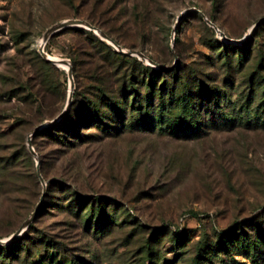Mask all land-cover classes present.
<instances>
[{
  "label": "rangeland",
  "instance_id": "obj_1",
  "mask_svg": "<svg viewBox=\"0 0 264 264\" xmlns=\"http://www.w3.org/2000/svg\"><path fill=\"white\" fill-rule=\"evenodd\" d=\"M68 19L165 68L68 27L43 50L70 63V80L39 52ZM131 75L140 112L120 93ZM182 84L197 129L176 135L156 109L180 113L168 103ZM70 91L90 136L45 126L34 156L29 135ZM0 240V264H264V0H0Z\"/></svg>",
  "mask_w": 264,
  "mask_h": 264
},
{
  "label": "trees",
  "instance_id": "obj_2",
  "mask_svg": "<svg viewBox=\"0 0 264 264\" xmlns=\"http://www.w3.org/2000/svg\"><path fill=\"white\" fill-rule=\"evenodd\" d=\"M79 30H84V28H80ZM86 32H89L92 34V31L89 30H85ZM107 34V33H106ZM108 35V34H107ZM109 36V35H108ZM104 46H106L110 51L113 52V54L117 55V56H121L124 57V54H121L115 50H113L109 45L105 44L103 41L99 40ZM76 67V63H72V69L74 72V68ZM147 71H154L152 67L150 66H146L145 68ZM158 73L162 72L161 70H157ZM130 89V95L132 96L131 99V111L132 112H140L141 111V102L139 100V92L137 87L135 86L134 83V78L131 75L129 77V79L125 80L124 83L121 86V91L120 93L122 94V97H124L125 101H127V96L125 94V91L127 89ZM150 89V87H149ZM181 90V94L178 95V97L176 98L175 95L173 96V92L172 89L169 90V98H170V102L168 104H170V106L172 105L171 103H174L175 105L178 104L181 106V110L180 113L175 114L172 113L168 110L167 112V106L165 103H161L160 106L156 109L157 111V115L156 117L159 119V123L160 125L162 124L164 128H166L171 134H182L185 132H190V131H194L197 129L196 127V123L194 121L195 116H194V102L192 99V95H191V90L189 89V86L187 84L183 85L180 88ZM197 92L200 94V96H206L207 95V90L205 88V86L200 82V84L198 85V90ZM151 90H148V93L145 96V106L143 109L149 110V107L152 103L151 101ZM111 108L115 109V114L117 116L121 115V113H125V108H122L123 110H121L120 108L115 107L116 103L114 101L109 103ZM92 107V113L90 110V113L93 115V117L91 118L93 123L97 124V127H101V124L106 125L103 120V114H101L100 109L96 106L95 103L91 102L90 104V109ZM89 108V107H88ZM155 111V112H156ZM71 115V108H69V110L67 111V113L61 118V120L57 123H55L54 125H52L51 127H48L49 130H57L58 128H61L62 130H64V132L66 131V133H70L72 134L74 137H86V136H90L88 134L82 133L79 129H78V125H81V122L84 121V119H82V121L80 120H74L70 117ZM90 114H87L86 116V120L89 119ZM95 121V122H94ZM83 127V126H82ZM45 129L40 130L39 132H37V135L41 134L42 131H44Z\"/></svg>",
  "mask_w": 264,
  "mask_h": 264
},
{
  "label": "water",
  "instance_id": "obj_3",
  "mask_svg": "<svg viewBox=\"0 0 264 264\" xmlns=\"http://www.w3.org/2000/svg\"><path fill=\"white\" fill-rule=\"evenodd\" d=\"M199 14L202 15L203 19L206 21L207 24H209L211 27H213L217 32H219L221 34V32L218 30V28L207 18L204 16V14L202 13L201 10L199 9H195ZM68 27H78V28H84L87 29L89 31H92L93 33H95L102 41L106 42L109 46H111L115 51L121 53V54H127V55H137L138 57H140L143 61L147 62V64L157 67L159 69H164L165 67L157 62H155L154 60L148 58L147 56H145L143 53L141 52H137V51H132V50H125L123 49L119 44H117L113 39H111L104 31L100 30L99 28H97L96 26H94L93 24H91L90 22H87L85 20H81V19H68V20H64L62 22H59L58 24L50 27L43 35L42 37V41H41V47H40V54L41 56L46 59L47 61H50L53 64L59 65L61 63H65L68 66L70 65V63L63 59L60 58L59 61H55L51 58H49L48 54L43 50V45L45 44V42L47 41V39L49 38V36H51L53 33L58 32L59 30L63 29V28H68ZM67 73H68V77L71 80L72 79V71H71V67L69 66L67 68ZM72 86V84H71ZM71 99H72V92H69L68 95V101L66 103V106L64 108V110L59 114L58 117H56L55 119L48 121L46 124L44 125H40L38 127H36L34 129V131L29 135L28 137V148L30 150V152L35 156V151L32 147L31 144V139L32 137L39 132L42 128H44L45 126H51L54 123H56L61 117H63L66 112L68 111L69 105L71 103ZM37 172H38V176L40 178V180L42 181V177L40 175V171H39V165L37 164ZM39 207V206H38ZM38 212V208H36V210L34 211V213L32 214V216L27 220L26 224H29V222L35 217V215ZM18 232H16L12 238H15L17 236ZM3 243H5L4 241L0 240V245H2Z\"/></svg>",
  "mask_w": 264,
  "mask_h": 264
},
{
  "label": "bare ground",
  "instance_id": "obj_4",
  "mask_svg": "<svg viewBox=\"0 0 264 264\" xmlns=\"http://www.w3.org/2000/svg\"><path fill=\"white\" fill-rule=\"evenodd\" d=\"M49 58H51V57H49ZM51 59H53V58H51ZM53 60H55V61H59V59H53ZM59 66H61V67H63L64 69H67V67L66 66H68L67 64H63V63H61V64H59Z\"/></svg>",
  "mask_w": 264,
  "mask_h": 264
}]
</instances>
